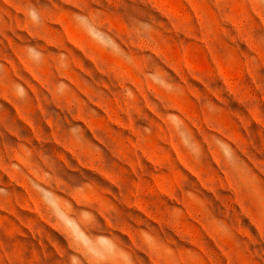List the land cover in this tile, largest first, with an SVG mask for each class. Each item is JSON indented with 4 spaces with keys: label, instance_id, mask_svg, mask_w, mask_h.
I'll return each instance as SVG.
<instances>
[{
    "label": "rangeland",
    "instance_id": "374dc122",
    "mask_svg": "<svg viewBox=\"0 0 264 264\" xmlns=\"http://www.w3.org/2000/svg\"><path fill=\"white\" fill-rule=\"evenodd\" d=\"M0 264H264V0H0Z\"/></svg>",
    "mask_w": 264,
    "mask_h": 264
}]
</instances>
